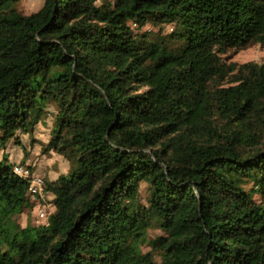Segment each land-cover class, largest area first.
I'll list each match as a JSON object with an SVG mask.
<instances>
[{
  "label": "trees",
  "instance_id": "obj_1",
  "mask_svg": "<svg viewBox=\"0 0 264 264\" xmlns=\"http://www.w3.org/2000/svg\"><path fill=\"white\" fill-rule=\"evenodd\" d=\"M21 1L0 0V148L54 112L43 151L69 166L19 227L15 167L36 170L3 153L0 264H264V63L226 58L264 46V0Z\"/></svg>",
  "mask_w": 264,
  "mask_h": 264
},
{
  "label": "rangeland",
  "instance_id": "obj_2",
  "mask_svg": "<svg viewBox=\"0 0 264 264\" xmlns=\"http://www.w3.org/2000/svg\"><path fill=\"white\" fill-rule=\"evenodd\" d=\"M44 0H22L19 4L22 12L30 14L41 8ZM147 28H152L150 24ZM226 56V55H225ZM228 61H234L237 63H244L254 61L258 63H264V46L261 44L253 45L247 49L241 50L236 53H230L226 56ZM54 110L53 108H51ZM54 112H49L42 119L36 128L34 138L28 134L21 135V142L24 144L17 145L13 140L6 144L5 148H0V159L3 157V153L10 155V160L15 163H24L34 166L36 172L42 176H46L49 179L57 178L61 173H66L68 170V162L64 160L54 151L44 152L43 146L47 143L50 137L54 125ZM25 160V162H23ZM146 185L143 184V187ZM48 199L51 202L52 199L49 195ZM53 207V206H52ZM46 219V218H45ZM41 220L37 215V207L32 210L25 209L20 214L14 216L13 222L16 226L25 227L28 224H42L46 221Z\"/></svg>",
  "mask_w": 264,
  "mask_h": 264
},
{
  "label": "built area",
  "instance_id": "obj_3",
  "mask_svg": "<svg viewBox=\"0 0 264 264\" xmlns=\"http://www.w3.org/2000/svg\"><path fill=\"white\" fill-rule=\"evenodd\" d=\"M15 172L30 179V200L36 204L37 215L41 220L47 218L48 214L55 209L53 201H49L44 191V178L38 172H32L29 168L16 166ZM53 206V207H52Z\"/></svg>",
  "mask_w": 264,
  "mask_h": 264
},
{
  "label": "crops",
  "instance_id": "obj_4",
  "mask_svg": "<svg viewBox=\"0 0 264 264\" xmlns=\"http://www.w3.org/2000/svg\"><path fill=\"white\" fill-rule=\"evenodd\" d=\"M16 162V161H15ZM16 163H18V161L16 162ZM30 164V163H29Z\"/></svg>",
  "mask_w": 264,
  "mask_h": 264
}]
</instances>
